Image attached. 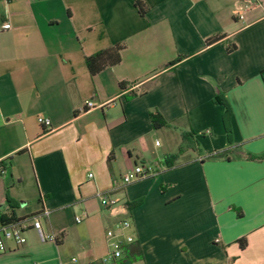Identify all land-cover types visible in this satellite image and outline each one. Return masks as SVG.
Returning a JSON list of instances; mask_svg holds the SVG:
<instances>
[{
  "label": "crops",
  "instance_id": "crops-1",
  "mask_svg": "<svg viewBox=\"0 0 264 264\" xmlns=\"http://www.w3.org/2000/svg\"><path fill=\"white\" fill-rule=\"evenodd\" d=\"M139 1L143 16L135 0H0V212L46 207L57 237L26 230L0 264H100L126 217L132 264H264V0ZM116 43L120 62L90 75L84 56ZM161 130L196 150L168 166ZM137 163L157 175L117 188Z\"/></svg>",
  "mask_w": 264,
  "mask_h": 264
},
{
  "label": "built area",
  "instance_id": "built-area-1",
  "mask_svg": "<svg viewBox=\"0 0 264 264\" xmlns=\"http://www.w3.org/2000/svg\"><path fill=\"white\" fill-rule=\"evenodd\" d=\"M3 28H8L9 23L3 22ZM264 76V71L262 72ZM38 122L43 126H49V119L38 117ZM5 171L4 165L0 163V175ZM156 168L151 163H137L127 170L122 176L120 185L117 188L124 187L134 181L147 179L157 175ZM95 196L98 198L100 204L105 209L109 210L112 215L119 213V202L110 194L97 191ZM50 210L42 207L37 213L24 216L19 221L14 223L0 224V253L9 249V242L16 245H21L26 242L25 231L33 229L40 241H55L56 235L45 233L42 229L41 217H48ZM76 222H80L81 218L76 216ZM132 228L131 220L121 218L113 223V225L106 229L105 240L107 245V253L99 259L100 264H115L116 261L123 258L125 247L134 242L135 238L132 234H124V230ZM75 261V258L71 259Z\"/></svg>",
  "mask_w": 264,
  "mask_h": 264
},
{
  "label": "trees",
  "instance_id": "trees-1",
  "mask_svg": "<svg viewBox=\"0 0 264 264\" xmlns=\"http://www.w3.org/2000/svg\"><path fill=\"white\" fill-rule=\"evenodd\" d=\"M134 7L137 9L138 13L143 16L146 12V6L142 1L135 0ZM220 39V36H215L211 39H208V43H214ZM125 47L124 43H116L107 48L99 49L96 52L84 56V63L87 68V71L90 75H95L106 67L116 65L121 60V50ZM235 49V45L231 44L227 46V51H232ZM180 61V58H176L175 61L171 62L170 65L175 62ZM262 80L264 82V76L261 73ZM120 87L123 88L124 85L120 84ZM216 101V99H215ZM149 119L151 125L154 129H158L161 127L168 126V123L164 121L161 115L157 111H153L149 113ZM185 149L196 150V142L193 139L192 134H184L181 137V143L177 149L175 156H170L167 159H171V162L168 166L172 165V161L176 158V155L182 154ZM10 203V199L7 198ZM140 203V200L136 202L129 203L128 208L131 209L134 205ZM15 206L9 205L8 212H0V224L14 223L19 221L22 217H18L14 210ZM239 245L243 248L246 245L245 239H239ZM142 257L141 250L138 245H134L133 243L127 245L124 250L123 258L116 261L115 264H132L136 260Z\"/></svg>",
  "mask_w": 264,
  "mask_h": 264
},
{
  "label": "rangeland",
  "instance_id": "rangeland-1",
  "mask_svg": "<svg viewBox=\"0 0 264 264\" xmlns=\"http://www.w3.org/2000/svg\"><path fill=\"white\" fill-rule=\"evenodd\" d=\"M169 139V140H168ZM155 140L158 142V143H161L162 145H161V147L159 148L160 150H164V149H171L172 148V150H170V153H172V152H176V150H177V146H175V144H173L172 143V140L170 139V136L167 134V133H165V131H163V130H161L158 134H157V136H156V138H155ZM174 147V148H173ZM162 153V152H161ZM189 153H191V155H193L192 154V152H189ZM168 155V154H167ZM165 156H166V154H164V155H162L160 158H159V160L162 162V163H164V159H165ZM167 185V184H166ZM128 232H129V229L127 230Z\"/></svg>",
  "mask_w": 264,
  "mask_h": 264
}]
</instances>
